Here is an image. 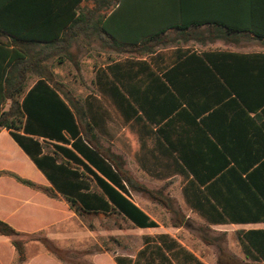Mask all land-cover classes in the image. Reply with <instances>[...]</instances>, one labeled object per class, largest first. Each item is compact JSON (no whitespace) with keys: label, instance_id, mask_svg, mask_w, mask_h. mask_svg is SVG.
Returning <instances> with one entry per match:
<instances>
[{"label":"crops","instance_id":"1","mask_svg":"<svg viewBox=\"0 0 264 264\" xmlns=\"http://www.w3.org/2000/svg\"><path fill=\"white\" fill-rule=\"evenodd\" d=\"M161 1L122 0L111 11L112 30L124 41L137 40L145 26L165 30L164 44L151 53H118L80 39V72L85 64L92 67L95 87L83 103L101 99L108 112L96 119L99 142L125 160L136 181L151 190L164 188L186 217L183 225L165 226L158 214L170 222L172 213L129 189L127 198L156 226L140 228L120 214L148 235L134 255L116 257L130 259V264H219L223 249L243 264H263L254 250L248 252L245 235L264 231V42L246 36L236 42L210 40L211 24H187L189 19L179 18L178 3ZM16 10L20 18L13 16L15 10L6 13L0 0L2 23L21 24L22 9ZM5 35L10 37L7 31ZM101 73L102 85L119 89L127 103L120 105L113 96L104 100ZM55 143H46L47 150L53 151ZM0 171L5 172L0 176V220L17 231L39 234L77 215L63 196L51 198L11 175L52 186L7 129L0 131ZM190 185L189 203L184 190ZM198 187L205 195H198ZM189 218L196 224L188 225ZM214 218L223 220H210ZM186 230L194 234L191 243L177 236ZM4 238L0 236V264H18L11 240ZM234 238L237 256L229 246ZM116 257H96L93 264H117ZM20 264L69 263L46 252L26 256Z\"/></svg>","mask_w":264,"mask_h":264},{"label":"trees","instance_id":"2","mask_svg":"<svg viewBox=\"0 0 264 264\" xmlns=\"http://www.w3.org/2000/svg\"><path fill=\"white\" fill-rule=\"evenodd\" d=\"M120 2L122 0H2L6 13L15 10L13 16L17 14L20 18L16 8L22 9V23H2L0 19V131L7 129L10 132L52 186L43 187L11 175L51 198L63 196L79 216L122 214L137 227H155L156 223L127 198L131 189L168 209L173 215V226H180L185 223V217L177 210L175 201L165 195L164 189L151 190L136 181L127 170L125 160L100 145L95 128L102 111L108 113L104 102L90 97L82 105L64 95L61 83L55 80L52 68L55 63L69 62L77 71L81 70L80 39L98 42L102 48L118 53L129 50L151 53L164 44L165 30L160 25L145 26L135 41H124L115 35L111 11ZM173 2L180 7L179 18L189 19L187 24L206 22L212 25L207 37L210 40L236 42L238 36H246L264 42V0ZM6 31L10 37L5 35ZM102 81L101 73L98 85L105 101L113 96L120 105L127 103L119 89L102 85ZM40 138H44L43 141ZM48 142H56L53 151L47 150ZM4 173L0 171V176ZM191 189L192 185L184 190L189 203ZM197 193L205 195L199 187ZM260 194L264 198V192ZM36 235L21 233L0 220V236L11 240L20 262L26 260L22 240ZM245 240L249 244L248 252L254 250L264 262V231L249 232ZM46 246L48 253L69 263L60 258L59 252L48 241ZM115 261L117 264L131 262L121 257H116ZM219 264L243 263L221 249Z\"/></svg>","mask_w":264,"mask_h":264},{"label":"rangeland","instance_id":"3","mask_svg":"<svg viewBox=\"0 0 264 264\" xmlns=\"http://www.w3.org/2000/svg\"><path fill=\"white\" fill-rule=\"evenodd\" d=\"M53 69L55 70L56 82L61 83L62 88L65 87V89H62L64 95L78 100L83 105L85 96L90 93H95V87L92 83L94 79L92 67L90 68L86 64L83 65V74L77 71L69 62L63 65H57L55 63ZM99 143L101 146L108 148L101 144V142ZM160 189L164 188L159 187L155 191ZM140 194L145 196L142 193ZM157 217L165 226L173 224V217L170 219V222L169 216L166 214H158ZM195 224V221L189 218L188 225L193 226ZM145 235L148 234L136 229L132 224L117 214L109 216L76 215L65 225L51 228L36 236L25 238L22 241L25 243V255L27 258L48 252L46 246V241H48L59 252L60 258L70 264H93V260L96 257L114 258L118 255H134L142 247ZM152 235H155V233ZM193 235L191 230H186L177 236L191 243ZM4 239L6 240V238ZM229 246L231 247L232 253L237 256L240 249L235 238ZM18 264H20L19 261Z\"/></svg>","mask_w":264,"mask_h":264}]
</instances>
